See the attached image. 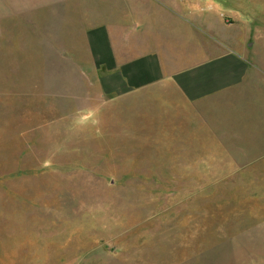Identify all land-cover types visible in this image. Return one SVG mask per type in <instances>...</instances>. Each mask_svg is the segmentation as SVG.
<instances>
[{
    "label": "rangeland",
    "instance_id": "374dc122",
    "mask_svg": "<svg viewBox=\"0 0 264 264\" xmlns=\"http://www.w3.org/2000/svg\"><path fill=\"white\" fill-rule=\"evenodd\" d=\"M260 1L219 13L228 47L264 66ZM17 7L0 0V264H264V75L198 128L51 73L48 51L21 48Z\"/></svg>",
    "mask_w": 264,
    "mask_h": 264
},
{
    "label": "crops",
    "instance_id": "0c3cea01",
    "mask_svg": "<svg viewBox=\"0 0 264 264\" xmlns=\"http://www.w3.org/2000/svg\"><path fill=\"white\" fill-rule=\"evenodd\" d=\"M208 3L211 9L194 15L184 0H17V24L26 35L21 48L48 51L51 73L63 66L66 73L94 74L107 102L142 98L179 121L192 114L200 128L212 103L259 89L264 75L258 54L250 61L249 52L228 47L229 27L219 13L238 20L255 9L253 0ZM36 41L40 46L31 45Z\"/></svg>",
    "mask_w": 264,
    "mask_h": 264
}]
</instances>
